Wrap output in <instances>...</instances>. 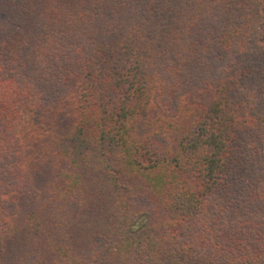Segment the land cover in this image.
Returning a JSON list of instances; mask_svg holds the SVG:
<instances>
[{"label": "trees", "instance_id": "trees-1", "mask_svg": "<svg viewBox=\"0 0 264 264\" xmlns=\"http://www.w3.org/2000/svg\"><path fill=\"white\" fill-rule=\"evenodd\" d=\"M0 264H264V0H0Z\"/></svg>", "mask_w": 264, "mask_h": 264}, {"label": "rangeland", "instance_id": "rangeland-1", "mask_svg": "<svg viewBox=\"0 0 264 264\" xmlns=\"http://www.w3.org/2000/svg\"><path fill=\"white\" fill-rule=\"evenodd\" d=\"M32 119V117L30 116V118H29V121Z\"/></svg>", "mask_w": 264, "mask_h": 264}]
</instances>
